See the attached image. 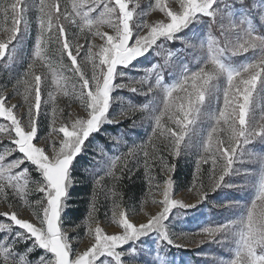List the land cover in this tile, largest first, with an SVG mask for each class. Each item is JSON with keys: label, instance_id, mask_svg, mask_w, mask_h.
<instances>
[{"label": "snow or ice", "instance_id": "snow-or-ice-1", "mask_svg": "<svg viewBox=\"0 0 264 264\" xmlns=\"http://www.w3.org/2000/svg\"><path fill=\"white\" fill-rule=\"evenodd\" d=\"M180 10L174 11L165 0H155L151 10L159 9L170 22L152 24L147 20L139 26L135 32V41L129 44L133 38L132 21L135 15L134 9L139 5L129 8L131 0H3L0 11L5 21L4 32L6 38L0 39V60L9 55V45L16 40L22 30H27L29 19L27 13L31 8L37 10L38 34L34 46V55L28 65L23 78L17 80L13 86L16 94H20L23 88L24 105L26 106V119L19 114L21 106L9 103V90L0 87V118L8 123H0V141L7 139L15 147L7 148L0 155V199L7 203V210L0 211V216H5L14 222L16 226L26 231L25 239H34V243L52 254V258L43 261L42 264H96L101 256L113 257L120 261L118 247L130 239L137 238L149 231L159 230L165 240L172 243L165 230V220L171 210L177 206L193 207L194 204L184 203L173 198V182L171 173L174 168L169 166L162 156H158V149L152 143V151L146 146H138L128 153L116 158L108 176L118 182L120 176L117 172H123L128 167L129 159L133 158L138 150L143 151L144 167L149 175V194L154 190L159 192L162 200H153L159 204L160 210L148 217L147 222L134 224L129 215L119 202V195L111 192L113 197L112 221L120 226L122 232L116 235H108L100 227L97 219L98 201L96 191L88 214V235L92 236L94 243L83 251L73 250V245L68 238L69 229L61 231L59 216L61 201L66 194V174L74 156L81 150L83 140L89 134L98 129L108 113L112 103L111 93L114 88H129L136 91L138 88L131 84L114 83L118 66H127L142 52L150 48L160 37H171L184 27L188 21L198 15L213 17V5L216 0H177ZM63 5V7H62ZM101 9L95 17L91 13ZM149 13H145V17ZM10 21V23H8ZM65 22H70L79 29L80 36L87 39L85 33L91 37H99L103 44L88 43L84 56L80 57L84 45L77 38H70L65 28ZM112 29V34L103 32V26ZM230 25L229 30L237 28ZM147 29V34L141 30ZM223 35V32H222ZM57 45L54 54L59 57L54 61L49 56V45ZM260 51L258 58L246 64L239 70H231L222 62V56L226 52L233 55L246 53L250 50ZM208 61L199 70L187 74L183 79L171 87L163 89V108L155 116V126L152 136L163 137L168 142L173 156L179 154V149L184 141L190 126L199 113V106L204 102L199 100L200 93L206 94L217 74L226 76V87L223 90V107L215 117V122L210 129L203 145V155L196 165V173L192 188L197 191L199 199L206 197L203 183L200 182V165L211 161L210 189L219 188L225 177L233 173L234 164L243 156V147L251 143L255 138L264 136V115L257 124L249 123V113L253 104L254 93L257 84L264 79V38L245 32L243 38L238 41H223L210 37L207 45ZM67 56L70 64L63 62ZM88 65L91 67V75L88 74ZM37 68H47L52 75L55 91L48 92V100L44 103L53 105L51 112V131L40 142L51 143V154L47 155L42 147L34 145V137L37 131L36 121L42 105V77L46 80L45 73H37ZM64 70L71 72L72 76L64 75ZM141 86L143 82L137 81ZM159 84V81L157 82ZM151 91V89H149ZM58 96L75 97L87 113V117L73 116L68 113L61 118L63 109L56 106ZM178 108L177 115L181 119L171 123L175 128L168 126L173 120L172 111ZM138 109H131L130 112ZM243 112V124L239 123ZM126 115L122 114L121 117ZM120 117V118H121ZM226 124L235 127L231 129V139L224 140ZM58 140V147L56 146ZM18 151L23 154L15 162L2 163L5 157ZM36 166L42 172L43 183H33L34 191L44 195L34 201V220L20 218V210L8 199V190L14 196L25 198L29 191V179L26 170L13 172L24 160ZM158 160L161 169L167 177L163 184H156L151 177L152 161ZM103 178L97 180L96 185L102 184ZM25 203L28 201L25 199ZM264 222V175L261 176L255 199L247 209V213L238 223H228L203 229L197 235L202 236L199 243L214 241L224 233L234 232L237 236V250L230 264H264V239H257V229ZM77 228L80 225L76 226ZM6 225L0 224V230H5ZM177 244V243H176ZM177 246H183L177 244ZM6 251V250H3ZM70 255L72 258L70 259ZM5 264H11L5 258Z\"/></svg>", "mask_w": 264, "mask_h": 264}, {"label": "rangeland", "instance_id": "rangeland-1", "mask_svg": "<svg viewBox=\"0 0 264 264\" xmlns=\"http://www.w3.org/2000/svg\"><path fill=\"white\" fill-rule=\"evenodd\" d=\"M3 0H0L2 4ZM31 2V0H30ZM38 2V0H37ZM174 11H179L177 0H165ZM135 7L134 18L132 21L133 38L130 39V45L135 41V32L140 30V25L144 20L156 24L160 21L170 22L169 19L160 12L159 9L151 10L155 5V0H131L129 8ZM63 7V5H62ZM71 8L70 0L68 3ZM101 9L91 13L93 17L99 14ZM149 13L145 17V13ZM214 16L198 14L192 17L188 23L171 37L164 36L150 48L144 50L142 54L131 61L127 66H118L114 83H120L137 87L132 91L125 87L114 88L111 93L112 103L108 113L97 130L92 131L87 138L83 140L81 150L71 161L66 174V194L61 201V211L59 216V226L61 231L69 229L67 235L73 245V250L83 251L91 247L94 243L92 236L88 235V215L80 220V227L64 223V212L68 209L69 191L79 186V180L75 177L72 170L73 162L78 155L85 151L89 152V158L98 165L94 173L103 171L101 178L103 183L96 185L101 196V209L98 219L100 227L108 235H116L122 232L120 226L112 221L113 200L116 197L111 192L118 193V187L123 181L125 172L128 179L136 178L140 182L138 200L119 202L129 215L130 221L139 225L147 222L149 216L156 214L160 210V205L153 203V200H162L163 196L154 190V194H149V175L144 167V155L142 150L129 159L128 167L124 171L117 172L120 176L118 182L113 181L108 173L111 171L113 161L128 153L131 149L138 146H146L149 152L152 151V143L159 150L158 156H162L165 162L174 168L171 173L173 182V198L181 200L184 203L194 204L193 207L177 206L171 210L170 215L165 220V230L172 243L164 239L163 234L157 229L149 231L137 238L130 239L124 245L118 247L120 261L117 262L113 257L101 256L96 264H230L237 250V236L234 232L221 234L214 241H208L200 244L203 237L197 235L203 229L212 226H219L228 223H238L244 219L248 207L255 199L258 191L261 176L264 175V136L255 138L251 143L245 145L241 156L234 164L233 173L225 177L223 184L215 190L210 189L211 161L200 165L199 179L203 183L206 197L196 203L199 199L197 191L192 188L196 165L203 155V145L207 135L214 125L215 117L223 107V90L226 87V76L220 75L215 78L210 85L204 102L200 105L199 113L189 128V131L182 142L179 154L173 156L171 149L168 148V142L163 137L156 138L152 136L155 126V116L163 108L164 92L163 89L178 84L185 75L199 70L208 61L207 45L210 37H215L221 42L238 41L243 38L245 32H251L264 38V0H216L213 5ZM37 10L31 8L27 13L29 26L27 30H22L16 40L9 45V55L0 60V87H6L11 95L9 103L18 104L19 114L26 119V106L23 99V88H20V94H16L13 86L17 80L23 78L29 63L34 55V46L38 34ZM10 23V21L8 22ZM230 25H236L237 28L229 30ZM5 21L2 11H0V39L6 38L4 32ZM65 28L70 38H77L84 45L81 50L80 60L87 49L88 43L97 45L103 44L99 37H91L85 33L80 36V31L76 25L65 22ZM103 32L112 34V29L103 26ZM223 32V35H222ZM142 34H147V29L141 30ZM57 45H49V56L52 60L58 61L54 52ZM260 55V51L250 50L246 53L233 55L226 52L222 56L223 64L231 70H239L246 64L255 61ZM63 62L70 64L67 56ZM37 73H45L47 79L42 77V105L39 116L36 121L37 131L34 137V145L42 147L47 155L51 154V143L43 144L40 141L44 139L51 131V112L53 105L44 103L48 100V92L55 91L56 85L53 83L52 75L47 68H37ZM88 74L91 75V67L88 65ZM64 75L72 76L71 72L64 70ZM137 81L143 82L141 86ZM159 81V84L157 82ZM151 89V91H149ZM56 106L63 109L61 118H65L68 113L73 116L87 117V113L81 106L80 101L75 97L58 96ZM131 109H138L130 112ZM126 113L123 117L122 114ZM264 115V79L257 84L253 104L249 113V123L255 125L260 117ZM121 117V118H120ZM130 121L129 129L126 133L117 136L106 134L104 129L107 126L120 125ZM0 123H8L0 118ZM175 128L174 124L169 125ZM101 133L108 139L111 146L105 151L100 145L88 143L95 135ZM221 138H224L222 134ZM113 144V145H112ZM56 146L58 147V140ZM15 147L7 139L0 141V155H3L7 148ZM18 151L5 157L4 164L15 162L20 159ZM86 154H88L86 152ZM23 155V154H21ZM181 160V161H180ZM181 166H176L177 162ZM151 177L156 184H163L167 178L161 169L159 161H152ZM35 167V168H34ZM30 168H34L31 170ZM182 170L174 177L177 169ZM27 173L29 179V191L25 198L14 196L12 191L8 190L7 199L20 210V218L34 220L33 207L34 201L40 199L44 194L34 191L33 183H43L42 172L36 169L31 162L24 160L13 172ZM35 172L40 176H33ZM99 180V179H98ZM182 187V188H180ZM25 199L28 203H25ZM7 210V203L0 199V211ZM0 224L6 225L5 230H0V264H5V258L11 264H42L52 258V254L34 243V239H25L26 231L19 228L5 216H0ZM23 233L24 235H18ZM183 246H177V244ZM6 250V251H3ZM72 256L70 255V259Z\"/></svg>", "mask_w": 264, "mask_h": 264}, {"label": "trees", "instance_id": "trees-1", "mask_svg": "<svg viewBox=\"0 0 264 264\" xmlns=\"http://www.w3.org/2000/svg\"><path fill=\"white\" fill-rule=\"evenodd\" d=\"M130 121H126L120 125L116 126H107L103 132L110 136H117L122 133H126L129 129V123ZM95 143L97 145H100L102 148H104L105 151H108L111 146L108 139L103 137L101 133L95 135L91 140H87L86 144L88 143ZM113 145V144H112ZM86 152L88 154H86ZM20 157H22L21 154H19ZM89 152L85 151L83 154L78 155L76 159L74 160L72 170H74L75 177L79 180V186L74 187L69 191V201H68V209L64 212V223H67L68 225H78L80 220L86 217V215L90 212V207L92 204L93 196H94V190L96 191V199L98 201V212L97 217L99 215L101 204L100 200L102 199L98 188H96V182L98 179L101 178L103 171H99L94 173L92 175L94 169L98 165H96L92 158H89ZM181 161V160H180ZM177 162L176 166H181V162ZM35 168V167H34ZM34 168H30L31 170H34ZM98 168V167H97ZM177 169V168H176ZM182 170V168L179 170L177 169L174 173V177H178L177 173H179ZM33 176H37L39 179L40 176L36 174L35 172H32ZM128 175L124 172L123 173V181L120 183V187H118V195L120 196L121 201H132L135 200V202L138 200L139 196V187L140 182L136 181V178L128 179ZM43 182V180L41 179ZM182 188V187H180ZM98 217V218H99Z\"/></svg>", "mask_w": 264, "mask_h": 264}, {"label": "clouds", "instance_id": "clouds-1", "mask_svg": "<svg viewBox=\"0 0 264 264\" xmlns=\"http://www.w3.org/2000/svg\"><path fill=\"white\" fill-rule=\"evenodd\" d=\"M218 76H220V75L217 74L216 77H218ZM199 100H200V101H204V100H205V97H204V94H203V93H200V95H199ZM199 107H200V106H199ZM177 111H179L178 108H176V109H174V110L172 111V116L174 117V119H173V120H170V123H175V122L180 121L181 117H180V115H177V114H176ZM243 122H244V121H243V112H241V119H240L239 123L242 125ZM234 127H235L234 124H232V125H228V124H226V129H228V131H225V137L222 138V139H224V140L231 139V129H233ZM257 234H258V236H257V239H258V240H260V239H264V222H262V223H261V227H259V228L257 229ZM259 259L264 260V257H260Z\"/></svg>", "mask_w": 264, "mask_h": 264}, {"label": "water", "instance_id": "water-1", "mask_svg": "<svg viewBox=\"0 0 264 264\" xmlns=\"http://www.w3.org/2000/svg\"><path fill=\"white\" fill-rule=\"evenodd\" d=\"M130 44V43H129Z\"/></svg>", "mask_w": 264, "mask_h": 264}]
</instances>
